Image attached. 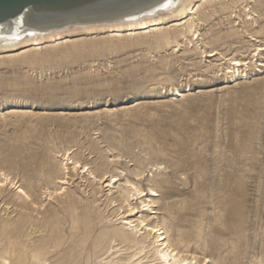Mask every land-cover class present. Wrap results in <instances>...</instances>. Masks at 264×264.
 <instances>
[{"label": "rangeland", "instance_id": "1", "mask_svg": "<svg viewBox=\"0 0 264 264\" xmlns=\"http://www.w3.org/2000/svg\"><path fill=\"white\" fill-rule=\"evenodd\" d=\"M190 7L194 33L158 10L147 31L0 45V264L157 263L127 239L132 183L198 264H264V0Z\"/></svg>", "mask_w": 264, "mask_h": 264}, {"label": "bare ground", "instance_id": "2", "mask_svg": "<svg viewBox=\"0 0 264 264\" xmlns=\"http://www.w3.org/2000/svg\"><path fill=\"white\" fill-rule=\"evenodd\" d=\"M199 1H205L206 3L217 1L219 3H223L225 0H199ZM113 3H118L119 6L117 5L118 6L117 8H112V9L110 8L106 10L104 9L98 12V14L90 15V13H87V16L85 18L79 20L76 19V16L78 15H73L74 17L68 16V18H63V19L62 18L52 19L51 16H49V18L48 16L38 18V16H36L32 12L26 10L22 15L14 19H11L6 23H0V45H4V46L5 45L9 46L11 44L19 45L28 41H33V43L39 45L40 41L44 39H54L55 37L61 36L64 33H69V31L77 30V29L98 30L99 28L115 27V28H129L128 31L133 32L134 27H139L141 30L145 29L147 31L148 29L159 27L160 21L164 19L163 15L156 19L149 17V15L152 16L153 14L157 13L156 11L158 10H161L162 12L164 10H167V13L169 12L175 14L177 13L181 16H184L185 18L186 16L191 15V18L188 19L186 23L182 25L184 26L185 31L189 33H194L196 28L199 26L198 25L199 20L197 18H194V15L198 13L197 8H199L200 6L197 7L192 13L191 10L194 7V6L192 8L190 7L192 0H117V1L115 0V2L112 1V4ZM203 3L204 2H202V4ZM243 9H245L246 11L250 10L247 6H244ZM98 23H107V24H98ZM93 24H98V25H93ZM148 24H151L152 26L150 27L148 26ZM256 50L257 52H260L263 50V48L260 46ZM209 56H214V53H211ZM237 59L232 60L230 64V66H233L236 73L240 71L241 67H246L248 65V62H242ZM176 96L179 97L183 95L181 93H176ZM73 164H74V168H77L76 165L78 164V162L74 161ZM84 168L87 167L85 166ZM137 176L138 177L140 176V179H138V181L140 182L142 180L141 177L142 174L137 173ZM112 179H114L116 182L120 180V179L119 180L116 179V177H113ZM9 181L11 182V178L9 177V175L6 174L5 172L0 171V186L4 185L5 182L7 183ZM148 182L152 183V180H148ZM110 185L111 184H109L108 186ZM130 187L132 190L125 189L122 192V199H123L122 201L128 204L127 212H129V216L133 217V215L139 213L137 211V207L132 206L133 204L130 203L135 199L138 200L141 199V203H143V205H145L147 209L141 211L142 213L141 216L139 217V219L136 220L137 224L134 225L133 224L134 221L132 222V220H128V223H126V225L133 224V227H131L132 228L131 234L129 233L126 234L127 239L135 241L138 247L143 249L145 248L144 247L145 243H147L149 240L152 241L153 257H154V261H157V263L155 264H198L200 260L198 259L199 260L198 261L196 259L197 257L191 254H190L191 256L189 255L185 256L184 253L179 250V248L171 244L164 223L163 224L155 223L149 217V215L146 216L143 214L144 212H147L149 209L151 210L149 214L151 215L158 214L157 211H154L155 210L154 206H156L155 205L156 201L153 199V197H156L157 195L156 189L153 187H149V192L145 194L144 190L140 189L138 186H136L133 183L129 185V188ZM20 192L24 193V195L27 196V193L24 190L20 189ZM133 196H137V197L130 200L131 197ZM144 197L148 198V201L142 200ZM142 230L144 234L141 237L138 235V232ZM140 237L141 239L139 240ZM205 261H206L204 262L205 264L209 263V259L205 258ZM137 264H152V261L149 262L138 261Z\"/></svg>", "mask_w": 264, "mask_h": 264}, {"label": "water", "instance_id": "3", "mask_svg": "<svg viewBox=\"0 0 264 264\" xmlns=\"http://www.w3.org/2000/svg\"><path fill=\"white\" fill-rule=\"evenodd\" d=\"M115 0H0V23H6L29 10L39 17L83 19L106 9L117 8ZM117 1V0H116ZM112 4V5H110ZM118 5V6H117Z\"/></svg>", "mask_w": 264, "mask_h": 264}]
</instances>
